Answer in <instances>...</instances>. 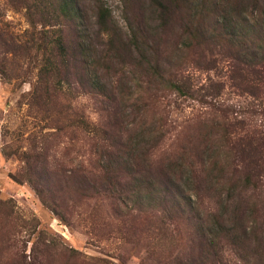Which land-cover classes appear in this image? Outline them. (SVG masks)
<instances>
[{"label": "rangeland", "instance_id": "rangeland-1", "mask_svg": "<svg viewBox=\"0 0 264 264\" xmlns=\"http://www.w3.org/2000/svg\"><path fill=\"white\" fill-rule=\"evenodd\" d=\"M238 1L78 0L84 24L61 27L37 22L42 4L0 0V264H192L205 249L209 211L233 184L245 243L221 237L206 260L264 264V87L248 91L252 70L235 67L238 40L221 27L223 11ZM242 4L252 26L264 0ZM99 5L110 11L113 44L96 33ZM60 27L75 55L68 79L64 66L58 75L41 70ZM136 47L147 51L145 60ZM236 72L249 76L243 86ZM97 74L107 94L95 90ZM100 128L110 140L99 138ZM141 130L159 138L143 165L157 171L176 163L182 171L171 174L186 178L180 191L118 164L120 143ZM251 143L263 171L255 188L242 181L241 157ZM99 165H111L107 178ZM185 169L191 177L209 173V181L193 192Z\"/></svg>", "mask_w": 264, "mask_h": 264}, {"label": "trees", "instance_id": "trees-1", "mask_svg": "<svg viewBox=\"0 0 264 264\" xmlns=\"http://www.w3.org/2000/svg\"><path fill=\"white\" fill-rule=\"evenodd\" d=\"M10 2H15L18 4H29L27 3L29 0H9ZM242 1L239 0L237 4L234 5L232 8V11L229 12V14L226 11H223L222 16L224 17V22L222 24V31L225 36L229 37H235L237 38V43L234 45L238 49V54L235 55V67L236 68H242V66L249 67L251 72V79L250 81H253L252 86L248 87V91L251 94L257 95L264 87V13L262 16L259 17V21L255 20L253 25H249V19L247 18V13L251 11H247L248 8H245L242 4ZM34 6H38L39 4H42L43 9H41V21H37V19H32L34 15V10H32V7L30 5H27V10L30 18V22L33 25L34 23L40 22L42 26H45L46 24H61V27H63V24H65V21H75L76 25L81 27L84 23H82V20L85 19V13L84 11L79 7L78 0H31V4ZM264 12V11H263ZM233 17L237 18L234 20ZM95 22L94 26L97 27L96 33H103L109 40L110 44H113V34H112V27L110 25L111 20V14L110 11L105 8L103 5H99L95 15ZM227 20V21H226ZM229 20V21H228ZM56 23H53V22ZM237 26V27H236ZM59 28L56 31V35L52 38V40L49 42L51 44L49 48V56H45V63L42 67V73L50 75L52 73H55L58 75L63 71V66L65 67L64 76L66 79L68 74L70 73V61L72 57H74L73 47L68 43V39L63 34V28ZM78 27V28H79ZM83 30H80L79 37L83 38V42H80L78 44V49L82 53L86 48L88 47L85 44L86 37L88 36V25H84L82 28ZM54 31V30H53ZM234 31H236V35H234ZM254 34V39L250 38V34ZM49 37H51L50 34H48ZM224 36V38H226ZM46 37L45 35L43 36ZM42 37V38H43ZM200 43V42H199ZM103 44V43H102ZM233 44V43H232ZM251 44H252V50H251ZM145 46H149L147 42H144ZM136 50H138L141 54V56L146 59V50L140 51V47H136ZM142 59V62H144ZM149 63V62H148ZM161 65L158 64L156 66V69L159 71V75H163V71L161 70ZM238 71V70H236ZM232 78L234 80H237L236 85L237 86H243L242 84L246 82V79L249 78V76L236 72L232 75ZM66 79H59L60 83L61 80ZM68 82V81H67ZM63 83V82H62ZM93 86L95 87V90L97 92L102 94L108 93V84L101 82V76L100 74H97L95 79H93ZM172 86L179 90L180 92H187V87L178 83V82H171ZM98 129V128H97ZM102 133V140H110V137L108 135L109 131L105 128H100ZM154 131V130H153ZM98 132V130H97ZM146 131L141 130L136 133L134 136H130L128 141L120 143V145L123 147V154L121 163L118 162V164H123L126 167H129L130 165L135 167V171L138 173H143L144 175L147 174V176H155L157 179H160V183H162L163 186L166 185L169 186L168 189L165 188V190H169L173 188V186L177 187V189L180 191L181 183L180 181H184L183 178L185 177L183 173H180L177 175V180L174 178L175 176L171 174L174 167L176 166V163H173V167L163 166V167H156L157 171H152V168L143 165L142 162L145 163V158L143 157V154L145 153V149L151 144L156 145L159 138H155L153 141L151 137L145 135ZM105 135V136H104ZM256 141V139L254 140ZM249 148H245L243 150V155L241 157V160L243 162L244 167V179L242 180L245 183L246 187L252 188L257 187L256 183H259L261 181L262 176V169L260 167L259 161L254 156L255 149H257L256 146L253 145V143L248 145ZM142 160V161H141ZM124 162V163H123ZM153 167L152 164H149ZM182 167V165L180 164ZM109 166H103L99 165V168H101V172L104 173L102 177L108 176V174L111 172ZM177 171H182L180 168H175ZM168 172H167V171ZM188 170L185 169V172L188 176L189 173H187ZM170 172V173H169ZM97 174V173H96ZM98 177H101V174L98 175ZM258 178V179H255ZM264 177V176H263ZM188 179L186 182V187L190 189L193 192H196V184L200 183L201 181H209V173L206 174V177L204 176H197L194 174L192 177L188 176ZM186 179V178H184ZM180 180V181H179ZM231 182L233 180L230 179ZM255 184H254V182ZM239 181L237 179H234V182ZM211 188V186H209ZM237 189V186L234 184L227 187V196L225 199L219 201L216 205V207L209 211L208 213V227L205 229L203 233H201V244L205 248L200 252L199 257H197V260L194 261L192 264H209L206 259H209L212 251L214 254H217V240L221 237L226 238L230 241L233 245L236 247L242 245L245 243V239L243 238V235L246 236L247 234V227L241 223L242 218V202L236 201L234 191ZM163 190V188L160 189V191ZM180 192L176 193V196L179 197ZM242 229V230H241ZM241 232L243 234H241ZM215 260V259H214ZM212 264H216V260L212 262Z\"/></svg>", "mask_w": 264, "mask_h": 264}]
</instances>
